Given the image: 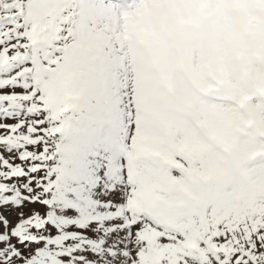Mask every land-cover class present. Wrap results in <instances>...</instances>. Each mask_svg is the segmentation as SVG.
<instances>
[{
    "label": "snow or ice",
    "instance_id": "6c2138e0",
    "mask_svg": "<svg viewBox=\"0 0 264 264\" xmlns=\"http://www.w3.org/2000/svg\"><path fill=\"white\" fill-rule=\"evenodd\" d=\"M16 11L19 20L0 17L8 21L0 25V264H65L59 258L71 248L63 241L77 234L45 236L58 218L29 206L78 207L70 185L98 179L83 158L102 140L89 120L54 115L68 61L50 60L47 50L51 41L66 51L60 41L71 36L68 21L53 28L35 0H22ZM37 28L45 36L39 43ZM213 122L218 134L191 129L156 157L140 159L135 171L112 156L109 170L129 189L126 220L113 226L100 260L80 257L82 264H264V94L233 100ZM50 240L55 251L32 247Z\"/></svg>",
    "mask_w": 264,
    "mask_h": 264
},
{
    "label": "rangeland",
    "instance_id": "374dc122",
    "mask_svg": "<svg viewBox=\"0 0 264 264\" xmlns=\"http://www.w3.org/2000/svg\"><path fill=\"white\" fill-rule=\"evenodd\" d=\"M20 2L0 0V17L19 20ZM35 2L37 10L50 12L53 28L67 20L64 27L71 31L60 41L65 52H57L51 41L47 50L50 60L66 56L68 61L59 74L54 115L89 120L102 144L83 158L89 174L98 179L70 185L78 191H69L68 197L78 207L62 208L59 202L52 211L41 204L29 207L58 218L45 236L77 234L63 241L71 254L61 261H99L97 252L101 245L107 248L106 237L116 236L113 226L126 220L122 207L129 189L109 170L113 157L135 171L140 159L156 157L191 129L209 137L218 134L215 113L249 93L264 94V0ZM65 8L71 12L61 16ZM23 16L27 25L29 15ZM32 38L39 43L45 36L37 28ZM49 246L56 250L52 240L32 247Z\"/></svg>",
    "mask_w": 264,
    "mask_h": 264
}]
</instances>
